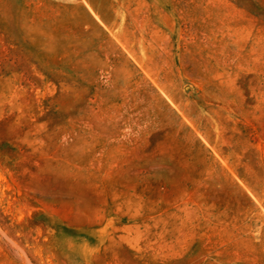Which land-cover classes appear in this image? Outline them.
Returning <instances> with one entry per match:
<instances>
[{"label": "rangeland", "instance_id": "1", "mask_svg": "<svg viewBox=\"0 0 264 264\" xmlns=\"http://www.w3.org/2000/svg\"><path fill=\"white\" fill-rule=\"evenodd\" d=\"M0 264H264V0H0Z\"/></svg>", "mask_w": 264, "mask_h": 264}]
</instances>
